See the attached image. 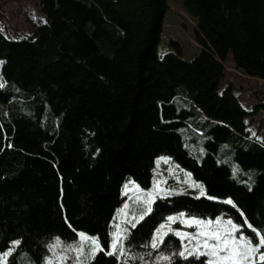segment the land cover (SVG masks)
I'll return each mask as SVG.
<instances>
[{"label": "trees", "instance_id": "obj_1", "mask_svg": "<svg viewBox=\"0 0 264 264\" xmlns=\"http://www.w3.org/2000/svg\"><path fill=\"white\" fill-rule=\"evenodd\" d=\"M181 2L202 48L191 61L179 49L157 52L166 0H39L46 21L32 34L13 39L0 29V252L21 240L9 263L42 264L55 237L76 243L77 231L107 249L124 182L150 188L162 155L219 199L158 198L128 226L119 262L99 252L83 264H154L158 254L178 253L173 233L159 249L150 240L181 212L222 215L254 236L246 217L264 234V139L249 137L245 121L264 112V101L248 111L224 85L229 55L244 75L264 80V0ZM192 117V130L206 137L200 161L180 131ZM239 142L232 160L252 173L251 188L218 160L225 145ZM229 197L235 206L223 202ZM170 227L195 230L178 221ZM174 261L207 264L206 257Z\"/></svg>", "mask_w": 264, "mask_h": 264}, {"label": "rangeland", "instance_id": "obj_2", "mask_svg": "<svg viewBox=\"0 0 264 264\" xmlns=\"http://www.w3.org/2000/svg\"><path fill=\"white\" fill-rule=\"evenodd\" d=\"M166 2L168 9L163 18L162 31L160 34L159 43L157 45V52L159 54H163L170 50L177 52L179 49L181 57L185 60L191 61L200 53L202 49L197 43V34L194 20L186 13L181 0H166ZM0 11L2 13L0 29L13 39L32 34L40 23L46 21L45 16L40 10L39 0H0ZM173 42H176L179 45V48L172 44ZM2 65L3 63L0 64V73ZM225 68L226 75L224 85H232L234 94L239 98L240 102L248 111H251L256 103L264 101V80L244 75L239 69L235 67L231 55L228 56V59L225 62ZM0 83H2L1 80ZM197 120L198 117H192L191 120H189L188 126H182L180 131L183 133L185 148L191 152L198 161H200L205 153L204 143L206 137L199 132L193 131L194 127L191 124ZM245 121L248 124V136L258 140H263L264 112L260 111L251 114L245 118ZM241 147L243 146L240 145V142L237 143L235 147L225 145L224 148L226 149H222V152L224 151L226 154L224 157L218 160L220 163L229 166L232 176L237 181L245 184L248 188H251L254 180L252 173L249 170L242 169L235 163L234 160H232V153H234L237 148ZM161 157L170 158L169 156L162 155L156 160L154 180L166 182L161 184L160 187L172 189L174 190V194L187 193L196 196L199 189L190 188L186 182V180L189 179L186 177V173L190 172L187 169L180 167L171 158L167 161L159 160L158 162V159ZM234 168L236 169L235 175H233ZM242 177L243 179H241ZM190 179L192 181H197L192 175ZM132 181L133 180L131 179H127L123 184L122 194H124L125 201L115 216L116 229L117 226L124 227L126 225V219H132V216L139 217L146 211V205L143 202V199H146V197L141 200H137L135 198L139 190H133L135 186L130 183ZM126 183H128L129 188V191L127 192L124 188ZM135 185L138 184L135 182ZM139 189L142 188L139 186ZM148 189H153V184ZM125 205H127V207H125ZM171 224L172 223H170L168 226ZM253 242L255 243L256 240L254 239ZM55 243L57 242H51V244ZM70 245L78 246V239L76 243L73 242L66 244L62 242V246L58 247L57 251H66ZM67 257L68 258L64 261V264H74L75 254L71 251H68ZM87 258L90 260L89 255H85L82 259L84 261ZM8 264L11 263L8 262Z\"/></svg>", "mask_w": 264, "mask_h": 264}, {"label": "snow or ice", "instance_id": "obj_3", "mask_svg": "<svg viewBox=\"0 0 264 264\" xmlns=\"http://www.w3.org/2000/svg\"><path fill=\"white\" fill-rule=\"evenodd\" d=\"M4 63L0 61V64ZM2 80V77H0ZM4 86L0 83V88ZM10 146V145H9ZM159 160H170V158L161 157ZM236 169H233L235 175ZM186 180L190 188L199 189L196 199L206 197L209 200H218V197L208 195L204 185L199 181L190 179L191 173H186ZM133 190H139L137 200L143 199L146 205V211L139 217L132 216V219H126L124 227L117 226V230L111 233V240L108 248L105 249L100 242L98 236L90 235L83 231H77L78 246H68L66 251L59 252L57 248L62 246V241L59 237H55V244L47 245L49 255L43 257L42 264H64L68 258L67 252L71 251L75 254L76 264H83V257L89 255L90 259H95L97 253L104 252L106 255L113 256L119 262L120 256L125 253L124 241L128 238L130 231L129 227L135 228L138 223L145 219V216L153 211L152 204L154 200L167 197L174 194V190L160 187L165 181H153V189H139V185H135ZM125 191H129L128 183L124 186ZM224 203L234 205L233 200L226 198ZM127 207V205H125ZM127 215V214H126ZM243 215V213H241ZM167 224H160L159 227L152 233L150 247L159 249L164 243L165 237L173 233L181 241L180 251L171 254H158L154 264H175L174 258L179 257L180 260L187 261L189 258L206 257L207 264H264V234L258 229L253 228L251 223H248L245 217L244 224L254 233L246 235L242 230V225L234 222L231 218L223 219L222 215L212 218H203L190 216L185 212L178 213L175 216L166 218ZM179 222L185 225L186 228H194V232L184 231L180 229H172L168 226L170 223ZM166 229V231H165ZM256 240L254 243L253 240ZM21 244V240H11L9 247L0 252V264H8V258L17 250ZM190 245V247H189Z\"/></svg>", "mask_w": 264, "mask_h": 264}]
</instances>
